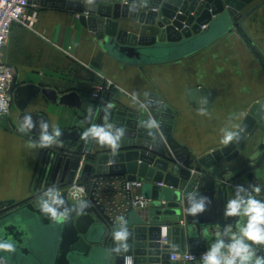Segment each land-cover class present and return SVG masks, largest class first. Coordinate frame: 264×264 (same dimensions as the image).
Instances as JSON below:
<instances>
[{"label": "water", "instance_id": "water-1", "mask_svg": "<svg viewBox=\"0 0 264 264\" xmlns=\"http://www.w3.org/2000/svg\"><path fill=\"white\" fill-rule=\"evenodd\" d=\"M252 1L130 0L121 4L112 0H91L90 3L83 0H30L41 9L69 12L78 17L79 22L95 34L99 46L107 54L142 69L145 65L165 63L195 51L221 21L230 19L240 25L244 16L242 10ZM127 18L156 25L160 32L158 35L131 32L120 22ZM113 94L110 91L98 100L93 99L96 106L89 109L88 116L92 118L91 124H103L105 120L114 124V133L120 127L125 128L117 152L113 153L108 146L93 140L85 142L81 139L83 130L80 128L61 129L58 138L64 144L84 141V153L95 158L91 162L86 160L82 166L81 180L93 181L83 206L72 202L65 190L72 186L83 157L60 152L50 184L51 170L43 183L40 171L31 196L21 201L8 199L0 203V242L13 243L15 247L14 252L0 251V257L11 258L15 264H126L128 258H131V264H178L170 260L173 251L184 252L189 248L192 252H205L220 239L225 245L221 251L228 254L227 246L240 234L237 221L242 225L247 221L246 217L224 215L228 201L236 196L246 200L254 187H258L259 193L253 194L264 202V184L256 174V170L264 165V100L252 106L232 142L198 158L192 165V154L173 136V109L156 93L149 94L144 104L136 103L133 108L118 100L111 101ZM37 95L58 105L72 108L82 105L77 91L62 94L38 84L19 85L14 93V103L19 110L18 127L24 115H31L35 126L28 133L38 137L41 123L49 125V134L52 127L43 112L27 110ZM189 98L198 104L201 98L205 105L212 95L202 87L191 90ZM108 104L112 107L107 108ZM149 119L158 122V130L147 127ZM9 124V116L0 117V126L6 128ZM253 131L258 136L255 159L251 158L252 149L247 138ZM150 132L155 136L149 135ZM242 145L246 152L240 149ZM95 147L97 151H94ZM223 160L230 166L218 167ZM53 162L52 159L51 165ZM234 171L237 172L230 175ZM111 177L143 181L142 194L151 207L148 221L133 220L130 214L119 220V215L112 216L108 212L97 197V189L101 179ZM237 187L243 191L238 192ZM49 190L59 191V198L64 200L63 205L54 206L58 211L71 209L59 222L51 220L39 207L41 198ZM189 195L197 201L201 196L207 197L205 211L190 215ZM182 220H185L184 224ZM162 224L170 228L168 243L161 242ZM124 230L128 231L127 239L115 240L114 233ZM46 247L49 248L47 251ZM252 247L255 249L254 264L256 257L264 258V245ZM48 252L50 261L44 256Z\"/></svg>", "mask_w": 264, "mask_h": 264}, {"label": "crops", "instance_id": "crops-1", "mask_svg": "<svg viewBox=\"0 0 264 264\" xmlns=\"http://www.w3.org/2000/svg\"><path fill=\"white\" fill-rule=\"evenodd\" d=\"M48 11L58 10L41 9L38 26L45 28L50 37L39 36L15 24L4 55L16 67L20 85L38 84L65 93L77 91L81 96L79 108L49 102L41 95L33 98L28 112H43L51 127L56 124L60 129H74L82 125L77 112L88 113L96 106L92 103L93 88L100 84L101 77H105L114 85L112 89L110 87L114 92L111 101L118 100L133 108L136 103L144 104L149 94L156 93L167 103L175 114L173 136L190 151L191 164L195 165L198 158L225 146L222 143L224 133L238 131L252 106L264 100V0H253L245 6L240 25L228 19L214 26L195 51L165 63L145 65L143 69L107 54L96 38L90 40L93 32L83 26L78 17L67 12L71 21L60 20L49 16ZM130 23L133 25L128 30L139 35H158L160 32L156 25L140 23L138 19ZM70 49L77 51V58L64 54L63 51ZM71 61L85 68L84 73L77 77H61L56 70L68 66ZM202 87L212 95L205 105L201 98L199 104L189 98L191 90ZM18 128L17 120L13 119L8 127L0 126V203L8 199L21 201L31 196L40 171L43 183L51 170L50 184L60 152L84 153L77 151L84 141L63 143L62 147L31 148L29 141H38L39 137L21 133ZM247 138L251 144V158L255 159L258 136L253 131ZM240 149L246 152L243 145ZM97 150L95 147L94 151ZM221 165L230 166L225 160L217 164L218 167ZM256 174L264 184V165L256 170ZM125 179L102 180L97 197L112 216L130 214L133 220L148 221L151 207L131 208L121 188L120 181Z\"/></svg>", "mask_w": 264, "mask_h": 264}, {"label": "clouds", "instance_id": "clouds-1", "mask_svg": "<svg viewBox=\"0 0 264 264\" xmlns=\"http://www.w3.org/2000/svg\"><path fill=\"white\" fill-rule=\"evenodd\" d=\"M91 2V0H87ZM112 104H108L107 108H111ZM107 108L104 111H107ZM34 122L31 115H24L22 122L19 125L18 131L21 133H28L34 127ZM143 126V125H142ZM49 125L41 123V134L38 141H29V147L31 148H49L51 146L62 147L63 142L58 138L61 136V129L58 125H52V133L48 132ZM114 124L108 123L105 120L103 124H91L82 134L81 139L85 142L89 140L95 141L101 146H108L113 153L117 152L120 147V143L124 138L125 128L120 127L113 132ZM147 127L149 129H159V124L155 119H149ZM242 131V129H241ZM149 135L155 136L154 133ZM238 136L237 131H227L222 137V143L227 145L232 142ZM237 191H243L242 188L237 187ZM260 189L254 187L253 193H259ZM78 192L82 193L83 189H79ZM250 193L246 200L236 196L230 199L227 203L224 215L246 217L247 221L243 225L241 221H237V227L239 229V236L234 238V242L227 246L228 254L223 255L221 249L225 248L223 240L220 239L212 245L211 249L202 257L203 264H253V257L255 256V249L252 245H264V202L255 198L254 194ZM60 192L49 190L44 193V197L41 198L40 210L42 213L47 214L53 221H61L65 219L71 209L65 208L63 211H58L57 207L64 204V200L60 199ZM190 207L188 213L195 216L198 213L205 211V204L208 203L207 197L201 196L199 201L195 197L189 195ZM84 201H79V206H83ZM128 237V231H117L114 233V239L117 241H125ZM246 241L252 242L251 244ZM127 245H124L126 248ZM0 251L14 252L15 247L13 243L0 242ZM126 264H131V258L127 259ZM254 264H264V258L256 257Z\"/></svg>", "mask_w": 264, "mask_h": 264}, {"label": "built area", "instance_id": "built-area-1", "mask_svg": "<svg viewBox=\"0 0 264 264\" xmlns=\"http://www.w3.org/2000/svg\"><path fill=\"white\" fill-rule=\"evenodd\" d=\"M112 1L113 3L121 4L130 2V0ZM40 10L41 7L30 2V0H0V117L9 116L11 114L14 105V93L18 86L17 69L5 59L4 48L8 43L12 28L15 24L34 31V27L39 19ZM104 84L105 83L94 86L92 92L93 99H100L102 95L110 89V85L104 86ZM86 156L85 153L82 154L83 160L74 183L66 190L68 192V197L72 202L79 203L80 200L84 201L89 195L86 185L82 183L80 178L82 166L87 159ZM102 180L103 179L99 181V186ZM120 182L121 188L123 192H125L131 208L142 210L150 206V201L145 199L142 194L143 181L136 180L135 182H132L125 179ZM81 188L83 189L82 193L78 192ZM181 223L184 224V220H182ZM162 228L163 234L161 242L168 243L170 241V228L167 224H162ZM208 251L192 252L186 250L182 252L175 250L171 253L170 260L180 264H203L202 257ZM221 253L227 255L222 251Z\"/></svg>", "mask_w": 264, "mask_h": 264}, {"label": "rangeland", "instance_id": "rangeland-1", "mask_svg": "<svg viewBox=\"0 0 264 264\" xmlns=\"http://www.w3.org/2000/svg\"><path fill=\"white\" fill-rule=\"evenodd\" d=\"M71 14V13H70ZM41 15V14H40ZM48 15L49 16H51L52 18H57V19H60V20H67V21H71L70 19V17L71 16H69V13H67V12H62V11H48ZM77 18V17H76ZM76 18H73V19H75L76 20ZM134 20L135 19H132V18H127V19H121L120 20V22L122 23V26L124 27V28H126V29H131L132 27V25H133V23L131 24L130 22H134ZM38 22H40V18L38 19ZM38 22L36 23V25H35V27H34V32L37 34V35H39V36H43V37H46V38H48V37H50L47 33H46V31H45V28H41V27H39L38 26ZM31 31H33V30H31ZM88 34H90V33H88ZM90 40L92 41L93 40V38H96V36H95V34L94 33H92V34H90ZM97 40V39H96ZM74 50L75 49H70V50H68V51H63L64 52V54L66 55V56H70V57H72L73 59H75V58H77V51L76 52H74ZM84 69L85 68H83L80 64H78L76 61H71V63H69V65L68 66H66V67H62V68H58V70H56L57 71V73L58 74H60L61 75V77H63V78H67V77H70V76H72V77H77V76H80L81 74H83L84 73ZM63 75V76H62ZM102 80H104V82H105V84H104V86L105 85H110V87H111V89L113 88V83H110L111 81L110 80H108L107 78H100V84H103V82H102ZM110 81V82H109ZM20 82H18V86L20 85L19 84ZM23 84H26V83H23ZM22 85V84H21ZM108 88V87H107ZM111 89H109V90H107V92H105V94H103V95H106L108 92H110V91H113V90H111ZM58 91V90H57ZM114 91H116V89L114 90ZM59 92V91H58ZM60 93H65V92H60ZM87 111H78L77 113H78V116L80 117V119L82 118V125H80V126H78L77 128H82L83 129V131H85L89 126H90V124H91V121H92V118L91 117H89L88 116V113H86ZM18 114H19V110H18V108H17V106L14 104L13 105V109H12V112H11V116H12V119L13 120H17L18 119ZM80 149V148H79ZM77 150L79 153L81 152L80 150ZM86 160L88 161V162H91V161H94L95 160V158H90V157H88V156H86ZM104 179H106V178H104ZM103 179V180H104ZM74 183V182H73ZM82 183L83 184H86V187H87V190H88V192L91 190V187H92V183H93V181H90L89 183H86V182H83L82 181ZM73 185V184H72ZM68 188H66L65 190H67ZM40 202H41V200H40ZM38 203H39V201H38ZM122 217L124 218V215H120V216H118V219L119 220H121L122 219Z\"/></svg>", "mask_w": 264, "mask_h": 264}, {"label": "flooded vegetation", "instance_id": "flooded-vegetation-1", "mask_svg": "<svg viewBox=\"0 0 264 264\" xmlns=\"http://www.w3.org/2000/svg\"><path fill=\"white\" fill-rule=\"evenodd\" d=\"M18 87V86H17ZM15 104V103H14ZM9 118L10 120H12V116L11 114L9 115ZM61 175V173H60ZM36 203V202H35ZM49 248L46 247V251L48 250ZM44 256L46 257V260L50 261V258H51V254L48 252V253H45ZM0 264H15V262L11 259V258H8V257H0Z\"/></svg>", "mask_w": 264, "mask_h": 264}, {"label": "trees", "instance_id": "trees-1", "mask_svg": "<svg viewBox=\"0 0 264 264\" xmlns=\"http://www.w3.org/2000/svg\"><path fill=\"white\" fill-rule=\"evenodd\" d=\"M28 134H29V133H28ZM30 135H31V134H30ZM30 135H29V136H30ZM31 136H33V135H31ZM34 137L37 138L38 136H34ZM84 147H85V143L82 142V143L80 144V147H79V148H80L79 150L81 151L80 153H82V151H84Z\"/></svg>", "mask_w": 264, "mask_h": 264}]
</instances>
